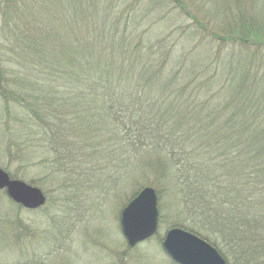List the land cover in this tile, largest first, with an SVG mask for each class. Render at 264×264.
Masks as SVG:
<instances>
[{
	"label": "rangeland",
	"instance_id": "1",
	"mask_svg": "<svg viewBox=\"0 0 264 264\" xmlns=\"http://www.w3.org/2000/svg\"><path fill=\"white\" fill-rule=\"evenodd\" d=\"M59 2L0 0V168L45 197L40 207L26 209L0 190V264H177L162 241L169 229L190 224L186 207L194 203L187 198L189 189L178 186L167 152L175 148L179 125L195 114L203 119L196 127L203 138L185 143L199 149L196 161L211 163L203 169L210 239L227 264H259L261 258L237 257L227 237L238 235L243 220L264 236V47L249 39L253 31L264 39V0H100L96 23L81 33L73 27L76 14L69 17L70 27L65 24L69 30L62 26ZM73 34L89 36V42L74 39V50H68L77 54V66L79 59L91 65L97 53L89 45L99 48L100 39L103 55L94 68L115 61L106 55L109 39L136 59L143 74L131 81L134 88L140 82L135 98L156 102L138 115V128L146 123L162 137L144 143L113 137L109 111L104 121L90 100L86 112H77L84 99L76 87L84 83L91 93L93 79L67 78L65 62L38 57L42 50L60 54L64 36ZM55 71L61 78H54ZM34 95L47 110L34 109L35 116L26 120ZM99 98L109 107V97ZM242 100H253L246 106L253 107L248 120L236 112ZM170 108L183 115H172ZM49 114L54 116L38 117ZM194 123L186 126L187 134ZM224 137L234 138L233 148L223 146ZM243 138L254 141L250 154ZM144 187L157 195L158 225L131 247L122 233L121 211Z\"/></svg>",
	"mask_w": 264,
	"mask_h": 264
},
{
	"label": "trees",
	"instance_id": "2",
	"mask_svg": "<svg viewBox=\"0 0 264 264\" xmlns=\"http://www.w3.org/2000/svg\"><path fill=\"white\" fill-rule=\"evenodd\" d=\"M87 1L88 2L84 0H60V2L57 4V8L60 11L61 15H63L64 24H62V26L64 28H65V24L67 27H70L71 23H70L69 17L70 15H73V14H76L75 20H74V22L76 23V26H73L72 24L76 32L78 29V31L80 30L79 33H81L83 32V30H86L88 26L96 23L98 19L97 14L100 11V0H87ZM89 10L93 12L92 15H88L85 13V11H89ZM39 19L43 21L44 16L39 15ZM49 24L52 27L54 22L52 24L49 22ZM66 30H69V28ZM256 32L257 31L251 32V33H254L255 37L254 36L253 38L249 37V39H251L256 44L261 45V47H264V39H262L263 37H261L259 32H257V34ZM64 37H65L64 44L66 46V49L65 50L62 49L59 52L60 54H56L52 51H48L47 53L46 51L44 52L42 50V53H40L38 57L44 58L43 61H46L47 59V62H49V59H52V58L56 60L55 62H59L60 64L65 62L64 68L68 69L66 70L67 78H69L71 75H77V76H80L79 80H82L83 82L88 81L89 78L93 79L92 80L93 84H92V87L90 88L92 89L91 93H88V90L85 91V89L83 88L84 83L79 84L78 87H76V91L78 92V96H81L82 99H84V101L90 100V102L94 104H98V107L101 108V111L99 112L100 113L99 116L102 117L104 121L105 119L107 120L106 110L109 111V126L111 123H113L112 125L113 130H109V133H111L113 137H115V135H119L126 140L128 139L127 137H130L129 139L132 138L135 140H139L140 142H143V143L145 139L147 138L148 140H150V137L157 136V135L161 136V134L152 133L146 123L144 125L141 124L139 126V128H143V129L138 128V123H137L138 115H141V112L142 111L144 112L146 106L148 105H149V109L150 108L152 109L156 102L153 103V100H152V103H150V99L148 101L146 100L143 101L142 99L136 100L135 98V94L137 92H141V90H138V86L140 82L137 84V88H134L133 82L131 81L134 78H137L138 76H140V74H143L141 71L143 68L137 67L136 59L132 58L130 54L128 56L125 51H122L121 49L118 50L117 47L119 44L109 39V52L106 51L107 52L106 55H110V57L115 61H111L110 59L108 68L102 67L99 64H97L94 68L93 66L95 64L96 57L99 58L101 57V55H103L102 50L104 48H102V46L105 43L103 42V39H100L98 42V46H97L99 48H96V47L94 48L89 45V49L91 50L90 52L97 53L96 57L91 56L92 57L90 61L91 65L89 63L85 65L82 63V59H79L78 66H77L76 65L77 58L75 56L77 54H75L74 52H68V50L69 48L74 50V47L72 45V42L74 41V39L79 40V41L81 40V41L89 42V36H85L81 34L77 36L73 34L71 35L70 38H68V36L66 35ZM44 40H45V37H42L43 45L45 44ZM35 47H37V45ZM116 58L118 60H116ZM128 61L132 62L131 63L132 66L129 69H126L125 64ZM144 65L147 68V71L151 70L149 66H146V64ZM81 66L87 67V68H83ZM227 66L230 68H235L236 62H229ZM232 73L234 74L233 71ZM54 75H55L54 78H57V77L61 78L60 75H57L56 71ZM91 95L94 97V99L91 98L92 97ZM35 96L36 95L31 96L30 98L31 105H29V108L32 111L29 109H26V115H24L26 120L27 118H31V116L32 117L35 116L34 111H33L34 109L40 110V111L47 110L45 103L43 102L42 105L38 104L41 101L38 100ZM101 96L109 97V107L103 106L105 105L103 103H108V102L106 101L107 100L106 98H99ZM119 97H124V99L128 97L129 101H125V100L122 101L123 98H119ZM84 101L80 102L78 100L77 103H78L79 108L77 112L79 110H80L79 113L86 112V109H87L86 105H89L90 103L87 101L86 102ZM252 102L253 100L246 101V102L245 100L239 101L238 102V105L240 107L239 110L236 106L237 108L236 112L240 114V116L243 117V119L245 118V120L246 118L247 120L250 119L249 116L251 115H248V113H251V110L253 109V107L250 110L246 106L252 105ZM49 109L58 110L57 106H54V105H50ZM156 109L159 111L160 108H156ZM131 110H133V115L130 112ZM169 113L175 116L183 115L181 111L176 112L172 108H170ZM254 114H256L254 115L256 117L257 113H254ZM163 115H161V117ZM42 116H38V117L41 119H46V118L53 117L54 114H49L45 118H42ZM82 117L86 118L84 115ZM194 119L196 120L195 123L193 122ZM197 120L199 121L203 120L201 118V114L199 116L195 114L192 120L188 122L186 121V123H184L183 125H179V127L176 130V133L174 134V139H173V142H174L173 145H175V148L169 149V151L167 152V155L172 161V163L174 164L176 168L175 171L178 173V177H177L178 186L180 187L181 191H184L185 189H189V192L187 193L188 194L187 198L189 201L194 203L186 207L187 208L186 212H188L189 214L188 216L190 217L191 222L187 226H181L182 229L189 231L190 233L205 240L206 242L211 244L213 247H216L215 241L210 239V235L206 229L207 224L205 223V220H206L207 215H209V212L211 211L209 210L206 213V210L207 208H209V205H208L207 200H205L206 196L203 193L204 187L207 186V182L203 181V177L206 176V174L203 173V169H207V164L210 167L211 163L209 161H206L204 163L196 161V157H199V154H198L199 149H195L193 147L194 144H190V146L187 147V144L185 143V140L187 139L196 138L199 141L203 138L199 134L200 131H197V128H196L198 126ZM193 123H194L192 127L193 131L190 134V130H189L187 134V132H185L186 126H190ZM38 129H40L39 126H38ZM194 129L196 131H194ZM184 137L186 139H184ZM242 141L245 143V145H247V151L250 154L251 150L249 148H251V143L254 144V141L249 140V139H244V138L242 139ZM222 143L224 147L227 146L229 148L231 147L233 148L234 138L224 137L222 138ZM263 143H264V136H263V140L260 142V145L263 146ZM243 147H244V144H243ZM200 149L203 150L201 146H200ZM243 149H242V152L244 151ZM196 150L197 152L195 153ZM235 155H237V153ZM231 158H233V156ZM200 175H203V176L200 178ZM250 224L251 223L249 221H245V220L241 221L240 223L241 231L238 232V235L234 237L230 235L229 237H227V239L230 243L234 244L235 251L238 254L237 257H242L243 259H246V258L248 259L249 257L253 259L257 258V260L261 258V262L260 260L258 262H260L259 264H264V236H261V234L257 233V231H256V234H254L251 230Z\"/></svg>",
	"mask_w": 264,
	"mask_h": 264
},
{
	"label": "water",
	"instance_id": "3",
	"mask_svg": "<svg viewBox=\"0 0 264 264\" xmlns=\"http://www.w3.org/2000/svg\"><path fill=\"white\" fill-rule=\"evenodd\" d=\"M0 189L8 197L27 209L40 207L45 197L40 189L17 179H11L0 168ZM122 233L127 244L151 237L158 225L157 195L151 187H144L122 209L120 216ZM167 255L178 264H227L220 253L205 240L178 227L169 229L162 241Z\"/></svg>",
	"mask_w": 264,
	"mask_h": 264
}]
</instances>
